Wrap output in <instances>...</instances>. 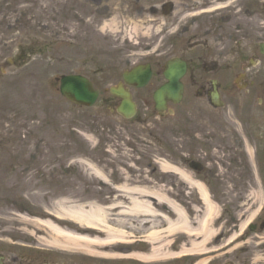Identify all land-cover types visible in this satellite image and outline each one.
<instances>
[{"label": "rangeland", "instance_id": "374dc122", "mask_svg": "<svg viewBox=\"0 0 264 264\" xmlns=\"http://www.w3.org/2000/svg\"><path fill=\"white\" fill-rule=\"evenodd\" d=\"M133 3L134 0H0V68L4 66L7 70V74L0 79V253L5 264L7 238L40 243L37 236L30 235L36 230L34 224L22 220L21 215L44 218L40 216V212L33 214L32 210L38 209L44 213L45 207H51L64 196L80 199L85 203L89 201L90 192L101 191L98 182L96 187L91 186L88 191L86 183L90 178L81 172L82 168L78 169V164L77 169L70 167L74 159L85 157L104 169L128 168L121 159L125 157L120 155L126 151L129 156H133L127 161L135 163L133 168L136 170L160 169L159 161L171 159L172 154L180 156V152L184 151L181 146L183 144L170 140L168 135L171 127L177 121L181 122V119L160 120L151 111L146 112V115L142 110L135 121L129 122L118 116L116 106L105 108L108 93H101L98 102L87 108L67 102L58 91L59 83L54 76L70 72V60L74 53L80 57L97 53L107 59H126L129 58V53L152 46L147 43L153 40L151 38H156V33L150 36L142 32L134 35L130 33L137 22L144 25L139 28L144 30L150 20L149 13L141 17V21H137L132 14L126 15L123 18V32L116 26L111 27L110 31L100 32L90 21L100 11H111L115 14L112 18L119 22L121 20H118L117 14L124 10V5L133 6ZM143 3L140 2L139 5H144ZM106 7L111 10L105 9ZM145 11L147 10L142 13ZM113 30L117 32L112 33ZM76 38H80L82 42L80 47L75 44ZM145 45L148 47L144 48ZM21 49L27 55L20 58L18 56ZM164 57L165 55L161 58ZM9 60H16L23 67H8ZM111 83L112 79L105 80L100 82V86L106 90ZM237 112L239 111L233 113L226 107L214 112L211 119L199 121L204 124L226 123L231 127L240 121L253 138L256 135L255 123L245 113ZM261 126L264 132V124ZM83 132L93 135L94 144L86 140ZM236 136L241 138L238 134ZM176 146H180V152L174 151ZM110 148L114 160L111 156L107 157ZM218 149L219 147L215 149V159L222 158L219 156L222 151ZM191 152L204 160L208 159L209 153L201 148L194 147ZM183 153L190 155V151ZM14 155L15 160L12 159ZM106 163L109 165L106 166ZM170 163L179 164L173 161ZM262 173L264 174V169ZM170 177L166 181L169 184H178L180 181L175 174ZM250 180L252 186L249 192L211 194L212 200L221 207V213L224 214L223 240L233 231L236 232L264 199V192L260 189L259 180L256 181L252 163ZM234 181L238 182L235 178ZM214 185L218 186L217 183ZM179 191L183 193L182 189ZM260 224L242 243L243 247L217 258L212 264H264V231ZM241 249L244 251L240 252ZM32 257L34 261L30 264H40V261H51L50 264L81 263L80 259L69 261L67 257H62L57 262L43 256ZM134 263L138 262L128 264ZM160 263L166 262L150 264ZM191 263L194 264L190 261L173 264Z\"/></svg>", "mask_w": 264, "mask_h": 264}, {"label": "flooded vegetation", "instance_id": "af4514ba", "mask_svg": "<svg viewBox=\"0 0 264 264\" xmlns=\"http://www.w3.org/2000/svg\"><path fill=\"white\" fill-rule=\"evenodd\" d=\"M140 2H144L145 6L139 5ZM145 9L147 11L142 13ZM98 13L90 20L94 27L101 30L102 24L115 14L111 11ZM147 13L149 27L153 31L163 32L169 47L165 58L143 63L152 71L151 82L159 85L166 81L163 73L174 58L183 60L187 65L183 77L185 93L182 103L176 106L169 103L165 117L184 118L189 114L194 119H200L204 111L217 110L212 96L215 93L219 94L224 104L225 101L234 100L230 104L242 111L250 101L264 104V0H134L133 6L124 5V10L117 14L116 17L121 20L117 21V26L123 30L126 15L132 14L138 21ZM175 29L178 35L173 37L171 34ZM90 60H78L74 72L89 77L93 82L111 79L107 76L120 77L124 71L138 65L120 60L118 66L113 67L103 65L94 57H90ZM133 94L138 105L152 106L154 93ZM171 110L173 115H170ZM252 114L253 110L250 109L249 116L252 117ZM252 118L264 119V108L260 107L259 114L255 113ZM184 124L186 127L181 133L187 135V139L200 133L202 128L201 122L189 121ZM223 124L214 128L219 137L213 138L219 146L218 150L222 151L219 154L222 159H214V166L203 171L201 176L216 180L218 186L211 187L212 192H247V184L250 185L247 181L250 176L249 158L244 152L252 142L241 123L238 127ZM236 134L242 137L238 138ZM262 139L260 146L264 152V137ZM227 144L229 147H226ZM254 144L257 149V143ZM235 176L244 179L238 182L244 185L236 187ZM121 181L119 176L110 179L111 183ZM33 261V257L20 252L14 256L7 253V264H30Z\"/></svg>", "mask_w": 264, "mask_h": 264}, {"label": "bare ground", "instance_id": "6f19581e", "mask_svg": "<svg viewBox=\"0 0 264 264\" xmlns=\"http://www.w3.org/2000/svg\"><path fill=\"white\" fill-rule=\"evenodd\" d=\"M109 23V26L115 27V19ZM111 27H107L106 24L103 26L107 30H112ZM150 30L151 27L147 29L146 34L150 33ZM114 32L116 31L113 30L112 33ZM131 33L132 35L138 33L137 25L132 27ZM150 85V83L145 85L144 91H147V87L150 88ZM82 134L86 140L94 144L93 135L84 132ZM113 158L114 156L111 155V159ZM12 159L15 160L16 155L12 156ZM72 162H74L70 164L72 169H77L78 164V169L82 168L81 172L90 178L86 183L88 191L96 182L99 183L104 179L107 181L104 168L92 160L78 157ZM158 163L161 170L172 171L179 175L182 181L179 185L184 191L188 189L187 195L179 193L177 196L174 193L175 190L172 189L166 190L167 193H165L157 189V184L151 183L149 179L139 181L122 174L124 184L116 187L119 194L111 200L108 206L100 205L95 201L84 203L80 199L64 196L56 200L51 207H45L44 213L38 209L32 210L33 214H37L38 211L44 218H30L26 215H21L20 218L34 224L36 230L32 233L35 235L41 233L38 240L44 244L66 251L69 249L82 250L85 253L101 255L104 258L123 257L112 251V247L128 240L126 238L127 226L131 225L129 223L131 219L150 217L152 220L149 221L156 223L159 218H163L167 226L166 230L164 232L157 231L152 238L146 239L151 243L150 251H135L129 257L146 263L158 259L173 258L177 255L173 251L174 244L183 234L188 235V241L180 246L181 252L205 251L219 233L218 227H215L214 224L218 214L216 204L212 201L204 184L197 181L188 171L164 159ZM79 170L77 171L79 172ZM130 182L138 183L132 186ZM194 187L199 191L198 197ZM153 198H156L157 202H154ZM179 199L190 202L182 204ZM117 208L121 210L114 214V210ZM159 210H161L160 213ZM113 214L114 217L111 216ZM197 235L201 237V240L195 238ZM218 255L203 258L197 264H210L212 260L222 256V254Z\"/></svg>", "mask_w": 264, "mask_h": 264}, {"label": "water", "instance_id": "95a60500", "mask_svg": "<svg viewBox=\"0 0 264 264\" xmlns=\"http://www.w3.org/2000/svg\"><path fill=\"white\" fill-rule=\"evenodd\" d=\"M181 64L173 65L166 73L169 82L163 85L156 91L155 100L157 108L162 109L165 103V98H172L179 101L183 91L180 78L182 76ZM139 76L132 74L125 75V80L128 84H136L143 86L147 82V75L140 77L142 80H137ZM61 92L68 99L78 104L92 105L98 98V91L94 89L92 83L81 76H64L62 77ZM113 94L123 98V102L119 111L125 117H131L135 114V104L131 100V96L123 87H118L112 90Z\"/></svg>", "mask_w": 264, "mask_h": 264}]
</instances>
